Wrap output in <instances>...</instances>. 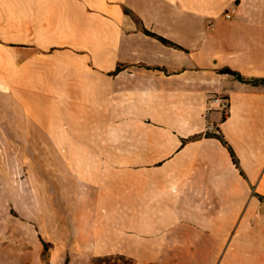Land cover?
I'll list each match as a JSON object with an SVG mask.
<instances>
[{"label": "crops", "instance_id": "crops-1", "mask_svg": "<svg viewBox=\"0 0 264 264\" xmlns=\"http://www.w3.org/2000/svg\"><path fill=\"white\" fill-rule=\"evenodd\" d=\"M101 104L153 126L128 164L133 264H264V0H0V137Z\"/></svg>", "mask_w": 264, "mask_h": 264}, {"label": "rangeland", "instance_id": "rangeland-1", "mask_svg": "<svg viewBox=\"0 0 264 264\" xmlns=\"http://www.w3.org/2000/svg\"><path fill=\"white\" fill-rule=\"evenodd\" d=\"M213 99L205 135L217 137L209 116L226 111L211 109ZM42 106L56 109L54 137H0V264H133L129 251L143 250L128 240L142 239L144 217L128 215V178L143 171L128 164L142 162L134 149L152 122L110 119L106 104L66 116Z\"/></svg>", "mask_w": 264, "mask_h": 264}, {"label": "built area", "instance_id": "built-area-1", "mask_svg": "<svg viewBox=\"0 0 264 264\" xmlns=\"http://www.w3.org/2000/svg\"><path fill=\"white\" fill-rule=\"evenodd\" d=\"M238 12V6H233L226 14L224 15V20L231 22L234 20ZM211 109L219 110L220 112H225L227 110L226 100L220 97L214 98L211 103ZM209 132H215L218 135V131L212 126L208 129Z\"/></svg>", "mask_w": 264, "mask_h": 264}, {"label": "trees", "instance_id": "trees-1", "mask_svg": "<svg viewBox=\"0 0 264 264\" xmlns=\"http://www.w3.org/2000/svg\"><path fill=\"white\" fill-rule=\"evenodd\" d=\"M219 73H220L221 75H227V76H230V77L233 78L235 81H238V82H241V83H244V84H251V85H257V84H258L257 81H247V80H245V79L242 77V75H241L240 73H238V72H234V71H232V70H230V69H222V70L219 71ZM219 139H221V137H219ZM222 142H223V144H224L225 146H227V144H226L223 140H222ZM232 156H233V158H234V154H233V153H232ZM234 162H235L236 165L238 164L235 158H234ZM44 245H45V244H44Z\"/></svg>", "mask_w": 264, "mask_h": 264}]
</instances>
